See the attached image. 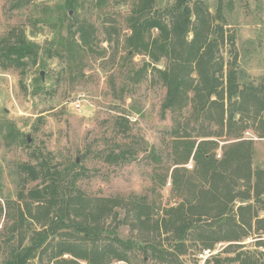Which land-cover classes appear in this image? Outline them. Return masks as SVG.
<instances>
[{
    "label": "rangeland",
    "instance_id": "rangeland-1",
    "mask_svg": "<svg viewBox=\"0 0 264 264\" xmlns=\"http://www.w3.org/2000/svg\"><path fill=\"white\" fill-rule=\"evenodd\" d=\"M195 1L205 2L206 14L213 25H222L226 37L234 35L235 45L226 40L220 47L224 78L230 72H236L241 87L247 83L262 86L264 0H192V7ZM16 2L0 0V43L12 29L23 30L27 38L39 46V54L37 62L28 60L25 68H5L0 61L2 204L7 200H18L24 187L18 165L30 161L33 151L42 152L58 168L78 164L76 170L82 175L78 186L86 194L118 199L120 204L115 209L119 212L118 217L111 215L101 221L105 229L101 245L113 243L117 246L113 240L115 235L132 241L135 245L128 251L130 264L159 263L150 250L146 254L143 249L147 241L154 239L176 251L178 258L172 264H215L212 256L206 260L198 256L204 240L199 234L207 232L204 229L206 222L194 224L183 252H177L171 233L158 232L153 224L140 226L132 217V203L128 199L131 196H145L155 204V220L163 217L166 208L183 201L187 189H178L172 177L173 132L189 118L191 126L187 138L198 137L201 127L209 128L208 131L211 128L204 120L194 119L191 108H187L183 116L171 111L164 113L162 103L166 88L158 76L155 77L151 70L135 74L148 61L144 54L135 55L132 49L129 50L127 42L131 34L129 18L134 14L137 0H110L103 7H97L95 0H78L77 7L72 10H69V0H29L20 6ZM174 2L156 0L155 7L163 12ZM79 22L94 25L93 49L81 51L77 67L71 70L61 55L62 45ZM156 33L157 30H153V34ZM164 64L162 61L159 66ZM237 119L235 129L241 130L244 126L241 136L253 140V169L264 171V138L259 137L257 131L260 118L255 120L251 114L247 120L242 121L239 116ZM224 137L216 138L220 144L216 151L218 159L222 156L224 139L230 138ZM23 139L26 143L21 142ZM120 148L133 152L130 160L122 164L106 160V152ZM178 176L185 183L198 182L192 160L184 165ZM35 184L27 183L26 188ZM245 185L238 182L237 191L245 193ZM247 203H252L264 217V195L260 200L252 197ZM239 204V201L235 202L236 207ZM5 216L4 213L0 218V264H3L10 245H18L23 234L40 227L28 217L27 224L31 227L21 228L18 232L19 226L12 237L7 228L14 218L8 220ZM258 239L251 233L237 245L218 242L212 250L222 258H234L243 252L247 256L252 252L258 254V251H264V247L258 245ZM224 264L233 262L226 260Z\"/></svg>",
    "mask_w": 264,
    "mask_h": 264
},
{
    "label": "trees",
    "instance_id": "trees-1",
    "mask_svg": "<svg viewBox=\"0 0 264 264\" xmlns=\"http://www.w3.org/2000/svg\"><path fill=\"white\" fill-rule=\"evenodd\" d=\"M109 1L95 0V4L103 7ZM191 1L175 0L162 12L156 9V0H137L134 14L129 18V50L148 58L135 74L151 70L155 77L158 76L166 88L163 112L183 116L186 109L191 108L194 119H202L211 127L210 131L201 127V134L195 139L187 138L191 126L189 118L173 132L172 177L178 189H187L183 201L166 208L163 217L155 220V204L145 196H131L128 199L132 203V217L140 226L153 224L158 232L171 233L177 252H183L185 241L198 222L207 223L205 235L199 234L204 239L202 251L213 249L218 242L237 245L251 233L259 238L258 245L264 247V217L252 203H247L252 197L260 200L264 195V171L253 169V140L241 136L245 127L235 129L238 116L243 121L253 114L255 120L260 118L257 131L259 137L264 138V84L247 83L241 87L236 72L224 78L220 47L226 40L235 45L234 35L226 37L222 25H213L206 14L205 2L195 1L192 7ZM28 2L17 0L16 5ZM77 4L78 0H69V10ZM94 30L89 22L76 23L75 30L62 45L61 55L71 70L77 67L81 51L93 49ZM153 30H157L156 35ZM38 54L39 46L30 41L23 30L12 29L0 43V61L5 68H25L28 60L37 62ZM162 61L165 64L160 67ZM223 137L230 138L224 139L222 156L218 159L216 151L220 144L216 138ZM21 142L26 143L25 139ZM132 153L125 148L112 149L105 157L107 161L122 164L130 160ZM191 160L197 183H185L178 176ZM72 165L58 168L38 151H33L30 161L18 165L24 187L18 200H7L4 205L0 201V218L4 213L8 220L14 218L7 228L12 237L19 226L18 232L31 227L27 224L28 217L40 227L23 234L18 245H10L7 249L4 245L3 264H114L121 261L130 264L128 251L135 245L132 241L115 235L113 240L117 246L113 243L101 245L105 232L101 221L111 215L118 217L115 209L120 202L116 198L86 194L78 186L82 176L81 171L76 170L78 164ZM30 182L36 184L27 189L26 184ZM238 182L246 184L245 193L237 191ZM236 201L240 202L237 207ZM157 240L147 241L143 248L145 253L151 251L158 264H172L178 258L176 251L165 248L162 241ZM6 243L11 244L10 241ZM257 253L247 256L243 252L234 258L215 254L212 258L215 264H224L226 260L233 264H264V251Z\"/></svg>",
    "mask_w": 264,
    "mask_h": 264
},
{
    "label": "built area",
    "instance_id": "built-area-1",
    "mask_svg": "<svg viewBox=\"0 0 264 264\" xmlns=\"http://www.w3.org/2000/svg\"><path fill=\"white\" fill-rule=\"evenodd\" d=\"M77 106H79V104ZM215 254L216 253H215L214 250H212V249H205V250L201 251L198 254V256H199L200 259L206 260V258H209V257H211V256H213Z\"/></svg>",
    "mask_w": 264,
    "mask_h": 264
},
{
    "label": "water",
    "instance_id": "water-1",
    "mask_svg": "<svg viewBox=\"0 0 264 264\" xmlns=\"http://www.w3.org/2000/svg\"><path fill=\"white\" fill-rule=\"evenodd\" d=\"M43 74V73H42ZM27 140H28V142L30 141V137L29 136H27ZM77 161H79V159H77Z\"/></svg>",
    "mask_w": 264,
    "mask_h": 264
}]
</instances>
